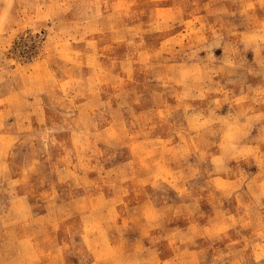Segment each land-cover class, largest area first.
I'll list each match as a JSON object with an SVG mask.
<instances>
[{
    "label": "rangeland",
    "instance_id": "rangeland-1",
    "mask_svg": "<svg viewBox=\"0 0 264 264\" xmlns=\"http://www.w3.org/2000/svg\"><path fill=\"white\" fill-rule=\"evenodd\" d=\"M0 264H264V0H0Z\"/></svg>",
    "mask_w": 264,
    "mask_h": 264
}]
</instances>
